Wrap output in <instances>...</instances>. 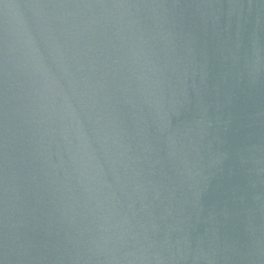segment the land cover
I'll return each mask as SVG.
<instances>
[{
  "label": "water",
  "instance_id": "water-1",
  "mask_svg": "<svg viewBox=\"0 0 264 264\" xmlns=\"http://www.w3.org/2000/svg\"><path fill=\"white\" fill-rule=\"evenodd\" d=\"M143 264H264V0H117Z\"/></svg>",
  "mask_w": 264,
  "mask_h": 264
}]
</instances>
